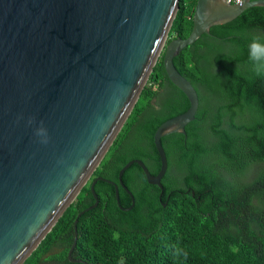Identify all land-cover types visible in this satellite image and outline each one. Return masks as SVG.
I'll use <instances>...</instances> for the list:
<instances>
[{"label":"trees","instance_id":"16d2710c","mask_svg":"<svg viewBox=\"0 0 264 264\" xmlns=\"http://www.w3.org/2000/svg\"><path fill=\"white\" fill-rule=\"evenodd\" d=\"M195 2L178 0L169 38L189 33ZM254 37L264 44L263 5L210 26L173 57L199 105L185 134L161 137L167 157L162 190L132 162L122 180L134 203L123 209L130 194L118 184L117 203L114 184L97 179L98 202L76 222L71 255L83 261L70 260L74 218L94 201L91 180L117 182L119 168L133 157L156 173L153 132L189 104L160 55L89 180L21 264H264V77L254 75L249 61Z\"/></svg>","mask_w":264,"mask_h":264},{"label":"water","instance_id":"95a60500","mask_svg":"<svg viewBox=\"0 0 264 264\" xmlns=\"http://www.w3.org/2000/svg\"><path fill=\"white\" fill-rule=\"evenodd\" d=\"M264 0H196L192 25L169 38L178 0H0V264H21L73 201L120 130L153 65L162 55L166 75L186 95L185 110L153 132L160 167L151 173L141 158L128 159L115 182L117 203L123 171L137 162L162 190L167 157L161 137L185 134L198 93L173 57L210 26L236 17ZM165 203V202H163Z\"/></svg>","mask_w":264,"mask_h":264},{"label":"clouds","instance_id":"9594fccd","mask_svg":"<svg viewBox=\"0 0 264 264\" xmlns=\"http://www.w3.org/2000/svg\"><path fill=\"white\" fill-rule=\"evenodd\" d=\"M225 3L230 4L231 0H224ZM241 0H237L240 3ZM249 61L252 64V71L257 77H264V44L260 43L258 37H254L249 45ZM180 250H177L174 254H179ZM187 256V253H183Z\"/></svg>","mask_w":264,"mask_h":264},{"label":"rangeland","instance_id":"374dc122","mask_svg":"<svg viewBox=\"0 0 264 264\" xmlns=\"http://www.w3.org/2000/svg\"><path fill=\"white\" fill-rule=\"evenodd\" d=\"M254 169H255V165L250 166L248 171H247V175H250V174L252 175L254 172ZM38 264H55V263L52 262L51 260H42Z\"/></svg>","mask_w":264,"mask_h":264},{"label":"built area","instance_id":"2783aa9c","mask_svg":"<svg viewBox=\"0 0 264 264\" xmlns=\"http://www.w3.org/2000/svg\"><path fill=\"white\" fill-rule=\"evenodd\" d=\"M231 2H237V0H231Z\"/></svg>","mask_w":264,"mask_h":264}]
</instances>
